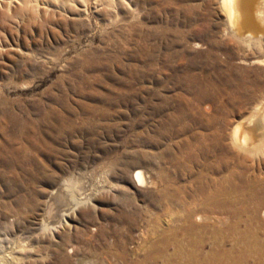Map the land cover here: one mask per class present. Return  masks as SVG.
<instances>
[{
	"label": "rangeland",
	"instance_id": "1",
	"mask_svg": "<svg viewBox=\"0 0 264 264\" xmlns=\"http://www.w3.org/2000/svg\"><path fill=\"white\" fill-rule=\"evenodd\" d=\"M227 18L220 0H0V264H182L162 255L176 235L204 264L236 223L237 249L264 247V26L247 42ZM250 119L259 154L231 141ZM241 176L257 202L217 193Z\"/></svg>",
	"mask_w": 264,
	"mask_h": 264
},
{
	"label": "bare ground",
	"instance_id": "2",
	"mask_svg": "<svg viewBox=\"0 0 264 264\" xmlns=\"http://www.w3.org/2000/svg\"><path fill=\"white\" fill-rule=\"evenodd\" d=\"M220 2L222 4L223 9L226 12V15L228 17L227 19L229 20L230 27L232 28L234 33L237 34V36L242 38L244 41L251 42L250 40L252 39L253 42L258 43L261 40V38H262L258 34L263 32V26H264V0H261V2H260V0H259V2L257 0H220ZM244 37H246V38H244ZM254 121L252 119H250L249 123H247V121H246V123L240 122L239 124H237L236 127L233 130L232 140L231 141L233 142V144L238 149H240L243 152L250 153V154H259V153H261L263 151V145H262L263 139L261 138L259 133H257L255 135V131L256 132L258 131V127H257V125H255ZM258 121L261 122L262 125H264V116L261 117V119L258 120ZM256 123L258 124V122H256ZM143 176H142L141 172H139V171L136 172L134 179L138 182L137 183L138 185H143L145 183L144 179H143ZM234 182L229 183V186H228L227 189L225 187L224 189H219V191L218 192L216 191V192L219 193V194H223L224 195V194L230 193L231 191H234V193L238 194V193H240L243 190L244 187L252 186L253 188L251 190V195H249L247 198H245V200L246 201L249 200L250 202L251 201L257 202L255 200L257 199L258 196L255 194L256 190L254 189V184L253 183L249 182L248 179H244L242 176L240 178H238L237 181L235 180ZM260 188L263 189L264 186L260 187ZM214 195H215V193H214ZM59 196H62V195H58V198H59ZM210 197H212V196L210 195ZM215 197H216V195H215ZM59 200L62 201V198H60ZM238 200H240V199L238 198ZM262 201H264V199ZM60 204H61V206H63V203L60 202ZM64 204H65V202H64ZM216 204H217V206H215V207L221 208V209H224L226 207L225 210H227V207L229 206L227 203H224V202H222L220 204L219 203H214V205H216ZM59 207H60V205H59ZM261 215L264 218V209L261 211ZM236 221H237V219H236ZM199 226L197 224L190 223L188 228L189 229H197V227H199ZM231 226H232V229H234L233 231L235 233H237V235H240V233H238L239 231L237 229V226H238L237 223H236V225H231ZM169 231L170 232L172 231V233L173 232L175 233L176 230L174 231V228H173L172 230H169ZM244 231H246V230H244ZM247 231H249V228H248ZM244 234L240 235V236L235 235V236H237L236 240H235V236L232 235V237H234L233 238L234 242L232 244V248L231 249H224L220 253H218L219 251L216 252L217 250L215 252H208L204 256V264H211V263H216V264H243V262L247 259V257H254L255 259L257 258L256 259V262H257L256 264H264V247L263 246L252 247L253 249L250 248L251 250H249V254H247L245 252V251H247L246 249H237V248H240V246H239L240 245L239 244L240 243V239L245 240L243 242L249 243V237L250 236L247 235V234L246 235H244ZM176 236L174 237L175 239H176ZM175 239H174V241H172V240L166 238L165 236L163 238H161L160 244H161V246L163 248V251L161 250L163 256H164V253H163L164 251H167V249L170 246H175V247H178L177 248L178 250H177L176 253H177L178 258L183 261L182 264H196V263H200L198 261V258H197L198 254H199L198 249L200 250V247L202 248L204 246L203 240H200V239L195 238V237L194 238L191 237L190 246H193V248L195 250L193 249L194 251L192 253L189 251L191 254L188 253V255H186L183 252L184 244L180 243V242L177 243V241H175ZM224 239H225V237H224ZM187 241H189V240H187ZM153 246L151 248H154ZM221 247H218V248H221ZM234 249H237V252H234ZM175 251H176V248H175ZM150 253H151V251H150ZM171 254H172V252H171ZM152 256H154V255H152ZM152 256L149 255V254L145 255V257L143 256L144 258L142 260H140L139 262H137L136 264H152V263H154L152 261V259H153ZM175 256L176 255H174V257ZM233 256H236L234 260H232ZM178 258H177V260H178ZM156 259H158V258H156ZM168 264H176V263L175 262H169ZM179 264H181V263L179 262Z\"/></svg>",
	"mask_w": 264,
	"mask_h": 264
}]
</instances>
